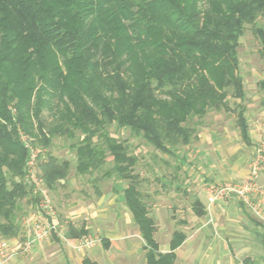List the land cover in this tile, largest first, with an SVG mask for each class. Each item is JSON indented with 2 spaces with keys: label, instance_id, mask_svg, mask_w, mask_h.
Returning <instances> with one entry per match:
<instances>
[{
  "label": "trees",
  "instance_id": "trees-1",
  "mask_svg": "<svg viewBox=\"0 0 264 264\" xmlns=\"http://www.w3.org/2000/svg\"><path fill=\"white\" fill-rule=\"evenodd\" d=\"M247 31L264 55V0H0V237H18L23 203H38L24 182L30 150L21 134L42 150L56 136L79 134L71 145L77 174L88 176L97 193L101 180H114L116 192L127 183L123 198L148 264H175L155 239L144 179L135 172L140 158L110 128L176 158L170 184L181 175L178 153L198 140L209 113L237 114L248 140L239 56ZM259 87L264 91V79ZM47 158L39 175L56 192L73 165ZM192 210L207 214L199 200ZM255 225L263 228L254 234L264 248V226ZM84 234L71 227L65 237ZM185 237L175 233L172 250Z\"/></svg>",
  "mask_w": 264,
  "mask_h": 264
},
{
  "label": "crops",
  "instance_id": "crops-1",
  "mask_svg": "<svg viewBox=\"0 0 264 264\" xmlns=\"http://www.w3.org/2000/svg\"><path fill=\"white\" fill-rule=\"evenodd\" d=\"M232 116L235 117L234 114ZM246 116L248 140L243 137L237 120L223 119L214 129L203 128L198 140L178 153L183 177L182 184L174 186L177 189L182 188L184 196L187 192H193L195 200H199L205 206L207 214L204 217L194 215L193 221L189 223L184 219V222H181L183 227L174 231L167 240H162L159 234L163 229L160 228L162 220L169 219L176 224V214L167 210V215L163 211L161 215L160 209H157V216L151 215L157 227L155 239L159 244V251L163 254H174L175 264H247L246 259L242 261L240 258L241 253H246L245 250L241 251L239 246H234V244L239 245L240 240L234 238L229 231L237 226L242 229L247 228L245 227H249L247 223H258L264 226V194L261 193L254 199L263 210V218L256 217L237 197H228L215 205H210L208 200L210 186L223 182H238L249 174L256 150L264 140V121L252 120L247 114ZM259 184L264 188V173L260 176ZM123 188L125 185L119 184L117 188L119 191H115L116 195L103 194L99 196L97 203L87 207L77 206L69 210V219L72 222L68 223L66 234L71 227L77 231L84 228L86 234L80 239H67L74 245L81 239L91 238L93 224L100 223L105 226L110 219L108 210L120 201L127 220L126 228L120 234L124 235L125 231L129 232L131 226L136 227L139 240L121 238L116 244L118 241L114 240L116 237L113 234V236L104 238L101 246H95L87 252H80L81 250L78 252L75 248L67 247L62 237L56 235L48 244L35 243L32 248L21 255H27V259L30 258L29 261H24L20 257L17 258L18 255H14L8 264H131L135 261L136 264L137 262L148 264L145 241L139 233L133 215L126 206ZM169 209L172 208L169 207ZM178 212L174 206V213ZM37 214L29 216V219L35 220L34 217ZM80 219L84 220L83 224L76 225ZM195 224L196 229L191 232L189 226L192 227ZM177 232L183 233L186 237L178 248L172 250L171 242ZM1 238L7 241L10 249L18 244H25L28 241L26 226L23 225L21 234L16 238Z\"/></svg>",
  "mask_w": 264,
  "mask_h": 264
},
{
  "label": "rangeland",
  "instance_id": "rangeland-1",
  "mask_svg": "<svg viewBox=\"0 0 264 264\" xmlns=\"http://www.w3.org/2000/svg\"><path fill=\"white\" fill-rule=\"evenodd\" d=\"M239 56L241 62L240 74L244 78L245 87L247 90V99L244 103L247 107V115L252 120H261L263 122L264 91L260 89L259 82L264 79V55L261 54V46L251 31H247L246 35L241 38ZM230 103L234 105L235 100L230 98ZM232 114H234L235 117H233ZM43 117L48 121V123H51L52 117L49 111H45ZM233 118L236 121L237 114L211 112L204 119L203 128L211 127L214 129L217 125H220V122H222L223 119L228 120ZM110 132L122 138L121 140L127 139L130 146L132 147L133 152L138 156V158H140V162L135 168V172L140 174L144 179L141 189L144 194L145 201L149 205L151 215L153 217L157 216V209H160L161 215L163 212L167 215V210H171L172 214H176V224L174 221H170L169 219L162 220V226H160V228L162 227L163 229H161L159 234L162 240H167L174 231L183 227L181 222H184V219L189 223L194 216V213L192 212V205L195 201L193 192H187L184 196V190L182 188H176V186L182 184L181 181L183 175H180L179 180L176 181L177 183L174 182L175 184H170V181H168L172 179L171 174L173 173L174 167L179 162L176 158H170L169 156H164L156 152L152 147L146 144L143 139L132 135L129 131L117 132L116 128L111 127ZM78 135L79 134H77L73 139H70V137L67 136H56L53 140V146L48 150H42L44 160L48 159L47 157L50 153L52 156L57 157L60 160L70 161L73 165L68 180L66 182L63 181L56 192L50 193L53 208L60 224V237H62L63 241H65L64 243L67 245V247L75 248L78 252L79 250H81L80 252H87L95 246H101L103 239L113 236V234L116 237L114 238L116 241L120 240L121 238L139 240V234L136 227L131 226L129 232L125 231L124 235L120 234L126 228L127 222L124 215V207L120 201H117V204L111 206L110 210H108V213H110V219L105 226L100 223L93 224V235L91 238L81 239L73 245L65 237L66 230L69 225L68 223L72 222L69 219V210L74 209L77 206L87 207L90 204L97 203L99 201V196L103 194L112 193L113 195H116V192L113 188L115 183L114 180L108 179L99 181L98 186L100 193H97L93 188V184L90 182V178L88 176L83 177L77 174L75 167L76 153L72 150L71 145L77 142ZM111 160L112 158L109 159V161ZM164 162H170L171 166H166ZM121 184L126 186L127 183L123 182ZM164 184L167 185L165 186ZM185 190L187 191V188ZM174 206L179 211L178 213H174ZM169 207L172 209H169ZM23 208L24 213H22L20 216L22 220V228L25 220L29 218V216L38 213L39 210L37 205L30 204L28 201L23 203ZM83 221V219L78 220L76 225H82ZM247 224L249 227L245 226L247 228L244 229H242V227L238 228L237 226L236 228H238L239 231L235 230L236 228L233 230L230 229L232 230L229 231L230 234H233L234 238L240 240L239 245L234 244V246H239L241 251L245 250L244 252L246 253L240 254L242 261L248 259L254 264H264V248L257 242L256 236L254 234L255 231L262 232L263 228L252 223ZM196 226V224L195 226L192 225V227L189 226L191 228L190 231L193 232V230L196 229ZM53 237L48 241L43 242V244L45 245L51 242ZM85 239L91 241V245L89 247H82L79 249L81 244L80 241ZM117 243H119V241L116 242V244ZM24 253L25 252H19L15 255H18L17 258L20 257L24 261H29L30 258L28 257L27 259V255L21 256ZM131 264H136V261L132 262Z\"/></svg>",
  "mask_w": 264,
  "mask_h": 264
},
{
  "label": "built area",
  "instance_id": "built-area-1",
  "mask_svg": "<svg viewBox=\"0 0 264 264\" xmlns=\"http://www.w3.org/2000/svg\"><path fill=\"white\" fill-rule=\"evenodd\" d=\"M22 140L30 150V158L27 163V175L24 182L32 188L38 198V214L35 220L27 218L24 222L28 241L9 248L7 241L0 237V264H8L9 260L19 252H26L35 243H43L53 236L60 235V224L53 208L50 191L46 188L39 175V168L43 157L42 149L34 147L24 134ZM264 173V140L258 146L252 161L248 176L238 182H223L208 188V200L210 205L225 200L228 197H237L258 218H263V210L255 202V198L263 193L264 188L259 184L261 174ZM80 247H89L88 239L80 241Z\"/></svg>",
  "mask_w": 264,
  "mask_h": 264
}]
</instances>
